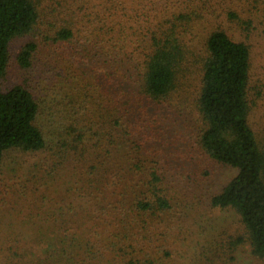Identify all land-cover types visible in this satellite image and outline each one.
Wrapping results in <instances>:
<instances>
[{
    "label": "trees",
    "instance_id": "16d2710c",
    "mask_svg": "<svg viewBox=\"0 0 264 264\" xmlns=\"http://www.w3.org/2000/svg\"><path fill=\"white\" fill-rule=\"evenodd\" d=\"M86 2V10L81 11L83 26L75 29L73 19L64 18L60 27H52L55 43H74L73 48L79 52L87 49L85 59H89L92 42L96 51L93 57H108L106 65L110 67L125 57L136 66L141 95L148 100H166L178 89L191 66H199L198 145L216 163L236 170L235 176L211 197L210 205L237 213L253 254L264 259V130L256 132L249 119V46L231 39L224 30L215 29L205 37L200 48H195L187 40L199 27L193 13L167 10L163 22L152 28L156 18L143 17L136 10L146 0ZM228 18L237 20L238 16L229 12ZM38 21L35 0H0V169L9 151L33 153L48 147L44 132L38 126L41 105L33 93L19 84L7 90L2 86L10 61L11 42L28 35ZM142 24L143 27H138ZM35 50L34 43L24 45L17 56L18 64L29 67ZM110 67L101 68L104 71L99 78L102 80L101 102L110 104L107 106L110 112L114 109V112L128 114L132 99L112 77ZM91 73L85 75L89 77ZM82 91L80 88L79 92ZM85 92L89 93L88 88ZM77 104L76 98H70L68 109H76L75 115L67 122L62 121L57 134L58 145L61 152L66 153L78 148L94 149L93 155L97 157L87 164L81 161L84 165L79 174L67 177L63 193L56 200L66 202V197L70 196L83 203L82 211L94 216L89 228L92 234L82 242L64 234L53 242L58 245L57 249L48 248L50 242L47 251L39 254L29 243L19 249L10 242L13 253L0 256V264H158L157 253L150 252L149 248L164 240L165 236L159 232L167 226L160 216L171 210L170 199L160 186V176L154 170L142 176L139 161L133 165L132 161L112 165L102 159L105 157L99 155H111L122 146L123 141L114 134L121 118H114L110 132L101 135L81 122L77 115L81 107L86 111L87 106L79 105L77 109ZM101 111L106 112V106H102ZM60 157L65 161L70 156ZM59 163L55 167L62 165ZM42 181L28 179L24 190L52 189L49 180L40 184ZM66 215L73 213L57 210L51 227L54 232L68 230ZM236 239L231 238L223 250L229 253L233 245L243 242L241 237ZM218 247L205 254L202 264H231L232 255L217 260L214 252L222 251ZM161 252L170 256L166 249L158 253Z\"/></svg>",
    "mask_w": 264,
    "mask_h": 264
},
{
    "label": "rangeland",
    "instance_id": "374dc122",
    "mask_svg": "<svg viewBox=\"0 0 264 264\" xmlns=\"http://www.w3.org/2000/svg\"><path fill=\"white\" fill-rule=\"evenodd\" d=\"M35 1L39 21L28 35L11 42L10 61L2 86L7 90L19 84L33 93L41 105L38 126L44 132L48 147L40 152L9 151L5 154L0 169V256L13 253L10 242L19 249L29 243L39 254L47 251L50 242L48 248L57 249L58 245L53 242L64 234L81 242L92 234L89 228L94 216L82 211L83 203L70 196L66 197V202L56 200L63 193L67 177L79 174L82 162L87 164L97 157L93 155L94 149L78 148L66 153L61 152L58 145L57 134L63 126L62 121L74 118L76 111L68 109L69 100L76 98L77 109L79 105L87 106L86 111L81 107L77 116L93 132L108 134L111 121L121 118L114 134L123 141L122 146L111 155H99L105 157L102 159L112 165L131 161L133 165L139 161L143 167L142 176L154 170L161 178L160 186L170 199L171 210L160 216L167 226L159 232L165 236L164 240L149 248L150 252L157 253L158 264H202L205 254L218 245L222 251L214 252L217 260L232 255L231 264H264V259L253 254L238 214L210 205L211 197L235 176L236 170L216 163L198 145L199 66H191L169 98L162 102L150 101L141 95L136 66L125 57L110 67L106 65L108 57H93L96 51L92 42L89 59H85L87 49L79 52L73 48L74 43H55L52 27H60L64 18H72L75 29L83 26L81 11L86 10L87 0ZM136 10L143 17L156 18L152 28L163 22L167 10L193 13L199 27L196 25L194 36L187 40L195 48H200L205 37L215 29L224 30L231 39L246 43L250 49V124L256 132L264 130V0H146ZM229 12L235 13L238 19H229ZM30 42L36 45V50L31 65L22 67L17 56ZM97 50L100 52L98 47ZM118 65L122 66L117 68ZM102 67H110L112 77L122 86L123 92L130 95L132 103L128 114L114 112V109L110 112L107 107L110 104L101 102ZM88 72H92V76L87 77ZM87 88L89 93L85 92ZM102 106H106V112L101 111ZM62 155L70 157L61 161ZM59 162L62 165L55 167ZM31 178L43 179L40 184L49 180L52 189L24 190V183ZM59 209L65 213L71 210L73 215H66L67 231L54 232L51 227ZM239 237L243 242L233 245L229 253L223 250L231 238ZM162 249L168 250L170 256L158 253Z\"/></svg>",
    "mask_w": 264,
    "mask_h": 264
}]
</instances>
